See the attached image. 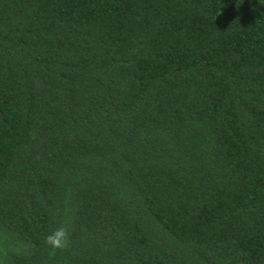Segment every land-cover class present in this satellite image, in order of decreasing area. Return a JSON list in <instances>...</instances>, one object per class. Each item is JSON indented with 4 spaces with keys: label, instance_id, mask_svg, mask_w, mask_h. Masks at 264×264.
Segmentation results:
<instances>
[{
    "label": "trees",
    "instance_id": "16d2710c",
    "mask_svg": "<svg viewBox=\"0 0 264 264\" xmlns=\"http://www.w3.org/2000/svg\"><path fill=\"white\" fill-rule=\"evenodd\" d=\"M0 264H264V0H0Z\"/></svg>",
    "mask_w": 264,
    "mask_h": 264
},
{
    "label": "clouds",
    "instance_id": "9594fccd",
    "mask_svg": "<svg viewBox=\"0 0 264 264\" xmlns=\"http://www.w3.org/2000/svg\"><path fill=\"white\" fill-rule=\"evenodd\" d=\"M45 243L53 249L62 250L68 248L70 245L68 228L63 225L56 228L45 237Z\"/></svg>",
    "mask_w": 264,
    "mask_h": 264
}]
</instances>
